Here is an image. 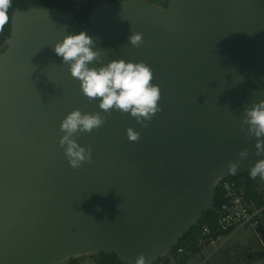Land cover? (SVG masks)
Listing matches in <instances>:
<instances>
[{
  "label": "water",
  "instance_id": "1",
  "mask_svg": "<svg viewBox=\"0 0 264 264\" xmlns=\"http://www.w3.org/2000/svg\"><path fill=\"white\" fill-rule=\"evenodd\" d=\"M81 31L105 64L147 63L162 110L147 127L113 111L98 131L76 135L92 163L73 170L58 143L61 121L74 109L104 115L53 50ZM134 32L143 34L138 48ZM261 99L264 0L103 2L82 24L56 7L14 10L0 50V264L166 256L212 209L218 181L264 158L241 124L244 108ZM245 148L249 156L229 173Z\"/></svg>",
  "mask_w": 264,
  "mask_h": 264
},
{
  "label": "clouds",
  "instance_id": "2",
  "mask_svg": "<svg viewBox=\"0 0 264 264\" xmlns=\"http://www.w3.org/2000/svg\"><path fill=\"white\" fill-rule=\"evenodd\" d=\"M11 6L12 0H0V32L9 23ZM128 39L133 47L138 48L144 43L140 32L132 33ZM53 50L58 57H62L71 77L80 82L81 94L90 102L98 99V107L104 113H84L74 109L61 121L60 131L63 135L58 143L73 170L85 163H92L91 148L78 144L76 135L98 131L105 124L107 115L113 111L128 114L142 127H147V122L162 110L159 105L161 89L153 83V70L147 63L123 58L103 63L101 50L95 48V40L84 31L65 34L62 40L54 44ZM93 64L100 66H90ZM241 124L242 129L246 126L245 137L255 139L256 155L264 156V99L244 108ZM126 135L131 142L140 139V133L132 127L126 129ZM248 156V149L241 150L239 159L229 162L228 172L235 174L240 161ZM249 173L252 179L258 176L264 179V158L257 160ZM134 264H147L145 255L139 254Z\"/></svg>",
  "mask_w": 264,
  "mask_h": 264
},
{
  "label": "built area",
  "instance_id": "3",
  "mask_svg": "<svg viewBox=\"0 0 264 264\" xmlns=\"http://www.w3.org/2000/svg\"><path fill=\"white\" fill-rule=\"evenodd\" d=\"M216 190L219 203L211 209L216 230L203 224L197 235V247L221 244L233 232L246 228L255 237L260 252H264V179L256 181L249 193L243 182L226 178L218 181ZM181 252L179 249L178 253Z\"/></svg>",
  "mask_w": 264,
  "mask_h": 264
},
{
  "label": "trees",
  "instance_id": "4",
  "mask_svg": "<svg viewBox=\"0 0 264 264\" xmlns=\"http://www.w3.org/2000/svg\"><path fill=\"white\" fill-rule=\"evenodd\" d=\"M102 0H12V6L9 9V23L5 25L4 31L0 32V50L5 48L7 39L9 38L10 32V16L14 10L26 11L31 7H41L49 6L56 7L65 11H68L73 15L75 21L80 23H86L87 16L89 12L99 5ZM122 0H105V2H114ZM227 180H234L238 182H243L246 186L247 192L253 190V187L260 179L258 176L256 179L250 177V173H244L241 175H234L226 178ZM218 190L215 191V198L213 208L216 207L219 203L218 200ZM203 224H207L213 231L216 230L215 219L213 216L212 210L206 212L200 221L193 226L179 242L172 248L169 253V256L172 258L174 264H187L189 260V255L197 253L200 249L197 247V235L200 227ZM181 249L182 252L178 253V250ZM223 256L228 261L230 257V250L223 252ZM96 264H121L116 260L114 255L99 254L96 256ZM244 257L248 260L250 258H264V252H257L255 255L247 252L244 254ZM69 264H77V260H72Z\"/></svg>",
  "mask_w": 264,
  "mask_h": 264
},
{
  "label": "rangeland",
  "instance_id": "5",
  "mask_svg": "<svg viewBox=\"0 0 264 264\" xmlns=\"http://www.w3.org/2000/svg\"><path fill=\"white\" fill-rule=\"evenodd\" d=\"M160 8H165L167 0H145ZM102 3L105 0L101 1ZM79 24H82L78 22ZM230 250V257L226 262L223 252ZM260 252L255 237L246 228L237 230L230 234L221 244L209 245L201 248L197 253L189 255L187 264H264V258H250L247 260L244 254ZM97 255L76 258L79 264H96ZM150 264H174L172 258L167 254Z\"/></svg>",
  "mask_w": 264,
  "mask_h": 264
}]
</instances>
